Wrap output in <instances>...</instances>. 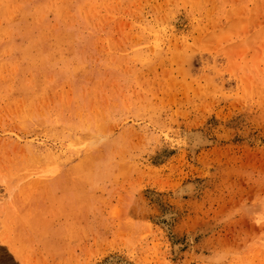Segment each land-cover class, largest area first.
<instances>
[{
    "label": "rangeland",
    "instance_id": "1",
    "mask_svg": "<svg viewBox=\"0 0 264 264\" xmlns=\"http://www.w3.org/2000/svg\"><path fill=\"white\" fill-rule=\"evenodd\" d=\"M0 264H264V0H0Z\"/></svg>",
    "mask_w": 264,
    "mask_h": 264
},
{
    "label": "bare ground",
    "instance_id": "2",
    "mask_svg": "<svg viewBox=\"0 0 264 264\" xmlns=\"http://www.w3.org/2000/svg\"><path fill=\"white\" fill-rule=\"evenodd\" d=\"M169 220V219H168Z\"/></svg>",
    "mask_w": 264,
    "mask_h": 264
}]
</instances>
